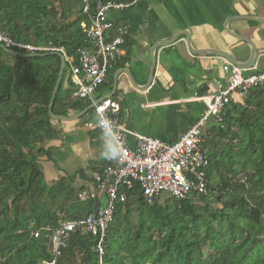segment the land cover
Segmentation results:
<instances>
[{
	"label": "trees",
	"instance_id": "16d2710c",
	"mask_svg": "<svg viewBox=\"0 0 264 264\" xmlns=\"http://www.w3.org/2000/svg\"><path fill=\"white\" fill-rule=\"evenodd\" d=\"M82 1L0 0V31L32 46L63 47L76 62L77 50L86 46L81 23H89ZM87 1L92 14L97 1L131 7L135 0ZM33 53L40 55L13 56L0 48V264L50 262L43 229L84 218L100 205L99 198L80 200L84 188L68 179L44 182L38 161L46 153L44 143L59 137L48 105L61 61L53 51ZM111 74L108 69L106 77ZM64 81L69 90H63ZM73 90L65 63L54 115L68 116L90 105L72 100ZM84 116L92 119L93 110ZM224 118L223 125L212 128L221 144L207 157V186L217 194L193 191L182 201L162 194L148 203L135 185L114 207L100 257L95 239L79 231L54 264H264V84L250 89L243 106H232Z\"/></svg>",
	"mask_w": 264,
	"mask_h": 264
},
{
	"label": "crops",
	"instance_id": "0c3cea01",
	"mask_svg": "<svg viewBox=\"0 0 264 264\" xmlns=\"http://www.w3.org/2000/svg\"><path fill=\"white\" fill-rule=\"evenodd\" d=\"M108 18L128 26V43L93 98L118 102L119 124L127 132L130 147L135 141L133 134L165 143L178 140L205 109L197 98L212 95L217 85L226 81L225 62L233 64L232 59L247 65L253 47L254 61L247 68L237 66L241 73L259 71L264 63V0H135L131 7L110 11ZM205 51L221 52L227 59L201 53ZM63 90H69L66 81ZM243 104L244 97L234 92L225 112ZM82 116L51 120L59 137L44 143L46 153L38 161L46 184L64 178L75 187L91 189L92 174L102 168L104 160L100 134L84 127L85 122H94L95 116ZM223 122L209 119L203 129L207 157L221 144L212 137V128Z\"/></svg>",
	"mask_w": 264,
	"mask_h": 264
},
{
	"label": "built area",
	"instance_id": "2783aa9c",
	"mask_svg": "<svg viewBox=\"0 0 264 264\" xmlns=\"http://www.w3.org/2000/svg\"><path fill=\"white\" fill-rule=\"evenodd\" d=\"M127 6L97 1L91 14L89 2L82 1V13L88 16L89 23H81L86 46L77 50L76 62L66 55L63 47L32 46L17 42L0 31V44L5 48H17L31 53L53 51L62 54L65 63L69 65L74 87L71 99L87 100L92 104L95 121L85 122L84 127L88 130H97L100 134V129L96 127V113L98 109H102L106 116L120 126L126 148L121 161L104 160L102 168L92 174L91 189L78 194L82 201L99 198L100 205L95 212L81 219L63 221L53 229L49 227L43 229L47 232L53 259L38 264H54L70 237L79 231L95 239V251L100 257L114 207L116 203L127 200V191L132 190L135 185L148 203H153L162 194H167L178 201L187 199L193 191L205 197L217 194L216 188L209 189L207 186L208 158L203 149L205 141L203 129L209 119H214L219 124L223 122L225 108L230 103L232 93L244 97L250 89L264 84V63L259 71L243 75L239 67L225 62L222 71L227 73L226 81L219 83L212 95L197 98L203 101L205 109L178 140L165 143L156 138L133 134L135 141L130 147L126 141L127 132L119 124L118 102L111 98L97 100L93 98L105 82L108 69L120 55L129 37L128 26L110 21L108 13ZM110 31H113L112 35ZM33 236L37 237L38 231Z\"/></svg>",
	"mask_w": 264,
	"mask_h": 264
},
{
	"label": "clouds",
	"instance_id": "9594fccd",
	"mask_svg": "<svg viewBox=\"0 0 264 264\" xmlns=\"http://www.w3.org/2000/svg\"><path fill=\"white\" fill-rule=\"evenodd\" d=\"M96 120V127L100 129L101 158L109 162L121 161L126 148L120 126L106 116L102 109L97 110Z\"/></svg>",
	"mask_w": 264,
	"mask_h": 264
},
{
	"label": "water",
	"instance_id": "95a60500",
	"mask_svg": "<svg viewBox=\"0 0 264 264\" xmlns=\"http://www.w3.org/2000/svg\"><path fill=\"white\" fill-rule=\"evenodd\" d=\"M231 35L234 36V37H237V38H239V39H241L243 41H245L246 43H249L250 44V42L246 38H244L242 36H239V35H236V34H233V33H231ZM0 48L2 50H4L6 53L11 54L13 56L33 57V56H39L40 55L39 53H20L18 51H14V50L5 48L1 44H0ZM201 53H203V54L219 55V56H222V57H224V58L227 59V57H226L225 54H223L221 52H218V51H211V52L205 51V52H201ZM254 54H255V49H253V47H251V55H250V59H249L250 60L249 61L250 63H248L247 65H241L240 63H238V62H236V61H234L232 59H231V62L234 65L239 66L241 68H247L250 65H252V63L254 61ZM57 55L60 57L61 63H60V68H59V72H58V77H57V80H56V83H55V86L53 88V91H52V94H51V98H50V101H49V105H48V115H49V118L51 120H54V121H66V120H70V119H76V118H79L80 116L84 115L89 109H91L92 108V104L89 105L86 109H84V110L80 111L79 113L74 114L72 116H67V117H65V116H57V115H54L52 113L53 101H54V98H55L56 91H57V89L59 87V84L61 82L63 70H64V67H65V59H64L63 55L62 54H59V53H57ZM154 67H155V62H154L153 67L151 68V71H150V76L151 77L153 76Z\"/></svg>",
	"mask_w": 264,
	"mask_h": 264
}]
</instances>
